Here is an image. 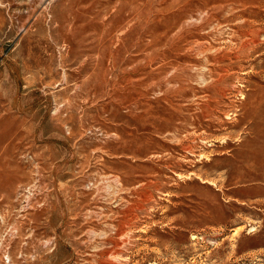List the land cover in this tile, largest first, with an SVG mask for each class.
Returning <instances> with one entry per match:
<instances>
[{"label":"rangeland","instance_id":"1","mask_svg":"<svg viewBox=\"0 0 264 264\" xmlns=\"http://www.w3.org/2000/svg\"><path fill=\"white\" fill-rule=\"evenodd\" d=\"M0 264H264V0H0Z\"/></svg>","mask_w":264,"mask_h":264}]
</instances>
